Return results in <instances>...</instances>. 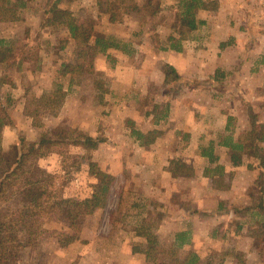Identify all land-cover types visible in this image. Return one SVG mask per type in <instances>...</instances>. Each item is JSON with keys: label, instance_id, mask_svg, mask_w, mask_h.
Returning a JSON list of instances; mask_svg holds the SVG:
<instances>
[{"label": "crops", "instance_id": "0c3cea01", "mask_svg": "<svg viewBox=\"0 0 264 264\" xmlns=\"http://www.w3.org/2000/svg\"><path fill=\"white\" fill-rule=\"evenodd\" d=\"M204 1L217 2L218 7L199 11L198 20L203 24L183 42L179 52L163 43L167 40L161 37L164 34L159 37L162 47L155 48L148 25L140 17L128 29V22H113L110 14H106L108 27L97 28V32L112 35L118 45L125 46V50L118 46L99 56L107 58L111 53L131 52L121 53L127 55L124 58L127 63L119 66L122 73L119 77L126 82L130 97L120 103L127 106L129 114L125 119L120 111V117L135 122L136 129L143 134L158 131L159 136L145 145L126 127L112 129L111 136L118 137L117 132L123 130L119 137L126 139L113 144L107 138L88 152L92 163L116 181L125 174V187L123 196L112 189L109 198V202L113 197L118 200L108 205L109 213L114 210L116 217L105 230L109 236L103 237L93 230L92 237H85L84 228L80 241L71 248L80 250L78 264H184L193 253L199 256V264L212 263L211 253L220 255L222 264H264L258 242L264 213L257 200L263 170L258 160L247 154L241 137L250 128V114H256L259 124H264V0ZM24 2L28 9L31 0ZM133 15L130 19L138 16ZM20 25L27 26L28 22L5 24L4 37H14L11 30ZM119 27H123V32L116 31ZM156 33L170 37L165 24ZM64 37L68 45L61 47L62 54L77 48L67 28ZM48 39L52 40V35ZM229 40L233 44L222 49V43ZM90 46L96 49L95 38ZM234 49L237 52H232ZM9 56L0 52V78ZM169 67L190 84L188 90L171 98L162 92V98L169 99L171 107L167 119L156 123L155 114L138 112L135 106L145 94L138 98L136 90L147 92L152 85L163 88ZM107 70L106 65L104 71ZM43 71L51 74L50 68ZM226 93L229 100L224 98ZM65 108L63 113L67 114ZM82 108L78 125L85 135L96 137L91 128L95 119ZM15 116L33 128L25 104ZM16 124L17 129L5 127L2 131L4 152L16 143L22 130L21 123ZM228 138L230 145L226 144ZM37 139L33 142H38ZM175 163L184 165L189 172L180 169L174 176L171 169ZM154 204L162 207L156 208ZM157 212L163 214L160 225L153 230L158 243L169 241L171 247L177 235L183 234L176 260L170 257L152 260L144 253L148 242L136 231Z\"/></svg>", "mask_w": 264, "mask_h": 264}, {"label": "rangeland", "instance_id": "374dc122", "mask_svg": "<svg viewBox=\"0 0 264 264\" xmlns=\"http://www.w3.org/2000/svg\"><path fill=\"white\" fill-rule=\"evenodd\" d=\"M132 1L126 0L125 5L145 2V0ZM117 2L118 0H66L60 4V8L69 10L79 23L93 24L97 31L99 26L108 27L106 14H110L111 6ZM46 3L47 0H31L28 9L24 7L19 10L20 22H28V25H20L11 30L14 32V37H4L7 34L6 26H0V40L4 41L3 48H8L7 51L2 52L3 56L8 57L10 53V59L3 66L0 79V117H4L8 124L5 127L17 129L16 123L20 122L22 129L18 132L16 143L9 151L4 152V157L14 161L37 143L33 142L37 138L38 142L44 137L47 140L55 138L61 141H56L57 145L50 147L47 156L30 157L24 170L5 188V200L0 206V219L4 222L15 219L18 222L15 232L17 239L24 245L15 251L10 264H78V258L82 256L80 250L71 248L80 241L84 228L85 237H92L93 230L95 233H101L103 237L109 236L105 230L109 228L110 220L113 223L116 217L114 210L111 214L109 213L108 205L116 204L117 197H113L111 202L108 200L105 208H94L85 204L84 200L93 195L94 185L98 183L94 172L101 170L98 164L92 163L88 151L81 146L69 144V141L88 136L78 125L77 118L81 115L79 110L84 107L82 109L90 112L91 117L93 115L95 122L91 124V128L96 133V137L93 138L102 139L103 143L107 141V138L112 143L124 140V136L119 137L122 136L120 134L123 130L117 132L118 137H115L110 135L112 129L118 131L126 127L130 130L129 123L134 124L136 128L135 122L120 117V111L125 119L129 114L127 106H121L120 103L126 102L125 99L130 97L128 95L130 90L126 89V82L120 80L119 76L122 73H119V66L127 63V59H124L127 56L125 54L131 52H115L107 55V58L104 55V58L99 54H104L107 50L101 52L96 48L98 52L89 45L79 56L77 44V48L74 47L73 51L62 54L61 47L68 45V39L64 37L66 28L50 27L55 31L45 29L48 28L44 23ZM153 5L155 8L157 5L160 7L155 16L134 11L133 14L138 16L133 15L135 17L130 19L132 13L125 15L121 11L117 13L118 20L115 22H128L129 29L135 26L137 18L140 17L144 24L148 25L155 48L162 47L159 37L163 34L161 37L168 40L163 42L166 46L177 44L180 40L179 33L188 32L187 28L180 25L177 13L178 0H153ZM162 5L165 6L164 9ZM216 7L218 6L212 8L215 10ZM34 23H37V26ZM162 24L170 29L169 38L165 33H156ZM32 29L35 31L32 32ZM62 29L65 30L62 31ZM123 30V27L116 29L117 32H123ZM51 35L52 40L48 39ZM105 36L116 40L112 35ZM171 38L173 40H170ZM184 41H181L180 48ZM230 41L233 44V40L227 42ZM115 42L118 44L117 41ZM118 46L125 50L124 45ZM232 52L237 51L234 49ZM65 65L67 67H64ZM106 65L108 70L104 71ZM49 68L51 74L43 71H48ZM170 68L173 67L166 68V74ZM120 71L123 72V70ZM189 84L180 78L170 85L165 83L163 88L152 85L147 92L136 90L138 98L141 94L145 95L135 107H138L139 113L160 115L164 106L167 103L170 105L169 99L162 98V92L165 91L168 94L167 97L171 98L184 89L188 90ZM227 93L224 98L229 100L230 95ZM36 98L45 102L48 99V109L52 111L55 110L52 106L55 103H60L61 107L58 111L48 110V114H44L43 106H39V115L32 120L33 128L31 129L28 123L25 124L22 118L21 120L15 115L20 114L22 105L26 106L31 99ZM109 102L112 104L109 105ZM120 106L121 109L118 111ZM34 107L37 108L35 105ZM64 108L67 114L63 113ZM112 133L116 132L112 131ZM251 135L250 128L245 129L241 134L242 141L247 147L251 144ZM227 140L230 142V138ZM246 150L249 154L247 148ZM41 159H43L42 162ZM124 179L125 174L118 177L112 186L114 193L118 196L120 194L123 196ZM53 196L70 199L72 203L68 207L65 206L63 212L58 206L53 207L56 200ZM98 238L100 239V236ZM258 242L264 258V231L261 232ZM160 244L162 250L170 246L169 241ZM164 257L168 258V256ZM211 257L213 264H222L220 255L211 253Z\"/></svg>", "mask_w": 264, "mask_h": 264}, {"label": "trees", "instance_id": "16d2710c", "mask_svg": "<svg viewBox=\"0 0 264 264\" xmlns=\"http://www.w3.org/2000/svg\"><path fill=\"white\" fill-rule=\"evenodd\" d=\"M66 0H47L45 19L44 23L48 27H65L68 29L71 37L76 40L78 44L79 56L85 51L95 38V47L101 52H105L110 48L118 47L115 40L111 37H107L102 33L95 30L93 24L85 25L84 23H79L73 14L67 10L60 8V4ZM133 2L132 0H130ZM119 2V3H118ZM118 2L111 6L110 15L111 21H117V13L123 11L125 15H130L134 11L137 13H142L148 16L157 15L160 7L157 5L156 8L153 5V0H145L143 4L132 3L130 6H126V0H118ZM178 18L180 20V25L187 28L188 32L179 33L180 40L177 44H171L169 49L175 51H181L180 43L182 40H187L190 33L198 30V28L203 24L198 20V13L200 10L210 9L217 6V2H205L204 0H178ZM24 0H0V26L18 22L21 19L20 9L24 8ZM116 10V12H114ZM170 40H173L171 38ZM232 45V42H226L221 45L222 49ZM1 52L7 51L8 48L4 47V41L0 40ZM11 50V49H10ZM64 67H67L65 65ZM1 79V78H0ZM180 76L176 73V70L170 68L166 74V83L170 85L171 83L177 82ZM1 81V80H0ZM37 106V108L34 107ZM39 106H43L44 114H48V99L46 102L41 99L30 100L25 106L26 116L35 120L39 115ZM53 109L59 110L61 107L60 103H55ZM33 107V108H32ZM53 110V111H55ZM170 110V105L167 103L160 115H156V123L165 121L168 117ZM52 111V110H51ZM52 111V112H53ZM150 115L151 113H147ZM8 125L5 122L4 117H0V206L4 202L6 187L9 182L15 180L16 177L22 172L30 157L43 158L48 155L50 147H54L56 141L61 142L60 139L50 140L47 138H42L39 142L33 144L31 148L20 157L14 161H10L4 157V151L2 148V131L4 127ZM130 131L133 137L142 144L149 145L156 141L159 136L158 131H150L147 134H143L141 131L135 128L134 124L129 123ZM250 129L252 131L251 144L247 147L248 153L255 159L258 160L263 173L259 177V195H258V206L264 213V124H259L258 116L256 114H250ZM102 139H95L93 137L87 136L82 137L77 140L69 141L72 146H81L86 151H91L96 149L100 143H103ZM241 143V142H240ZM230 145V142H226ZM48 146V147H47ZM47 147V148H46ZM243 149V148H242ZM175 167L171 169L174 176H177V172L180 169H186L184 165L179 163L174 164ZM189 172L188 169H186ZM98 178V183L94 185V193L91 197L84 200L85 204L90 205L94 208H105L108 204L109 196L111 194L112 186L116 178L108 173L102 171L94 172ZM55 202L53 207L58 206L61 211H65L64 207L71 204L70 199L57 198L53 196ZM156 208L162 207L160 204H154ZM164 206V205H163ZM163 219V214L157 212L154 216L146 218L142 225L137 229L138 236L145 238L148 242V248L144 251L148 259L157 260L164 256L172 258V260L177 259V255L183 244V234H179L176 237L175 242L169 246L167 249H160L161 244L158 243L153 234V230L160 225V221ZM18 222L12 219L10 222H4L0 219V264H10L14 258L15 251L20 247H24L21 241L17 239V234L15 229ZM264 231V223L261 227L258 236ZM178 242H181L180 244ZM200 258L197 254L193 253L190 255L188 260L184 264H199ZM213 264V263H208Z\"/></svg>", "mask_w": 264, "mask_h": 264}]
</instances>
